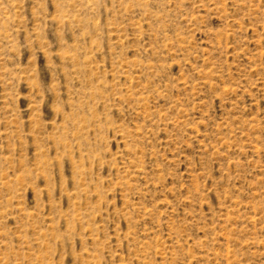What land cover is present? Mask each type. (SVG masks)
Segmentation results:
<instances>
[{"label":"rangeland","instance_id":"374dc122","mask_svg":"<svg viewBox=\"0 0 264 264\" xmlns=\"http://www.w3.org/2000/svg\"><path fill=\"white\" fill-rule=\"evenodd\" d=\"M0 264H264V0H0Z\"/></svg>","mask_w":264,"mask_h":264}]
</instances>
